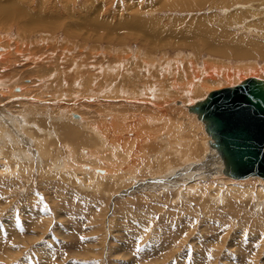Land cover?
Here are the masks:
<instances>
[{
    "label": "rangeland",
    "instance_id": "obj_1",
    "mask_svg": "<svg viewBox=\"0 0 264 264\" xmlns=\"http://www.w3.org/2000/svg\"><path fill=\"white\" fill-rule=\"evenodd\" d=\"M38 1L50 6L58 5L53 6L54 15L50 14L51 19L46 18L47 12L37 6ZM94 1L29 0V5L36 9L37 14L36 18H32L34 27L30 17L24 19V16L20 20L17 15L19 12L13 18L4 15L10 18L7 22L12 26L11 43L12 40L23 38L24 29L21 32L18 30L21 21L30 24L24 37L35 32V29L52 28L57 36H50L46 31L39 36L50 39L54 47L66 41L72 45L76 43L77 49H71L73 52L69 53L71 57L64 58L66 52L62 48H58L53 55L59 58L60 66L69 65L72 58L78 60L72 64L73 70L78 69L76 72L83 74V77L80 79L78 76L75 81L71 72L65 73L64 68L63 74L53 71L52 62L46 57L47 54L52 55L51 52L47 53L49 51L46 50L50 49L47 47L42 53L47 59L44 60L45 65H36L51 70L48 73L43 71V78L39 75L50 90L53 84L49 83L53 79H56V86L62 83L57 95L49 98V89L40 87L41 83H37L39 79L35 81L34 87L31 85V79L38 78V68L34 66L35 63L22 58L23 66L18 67L22 73L13 80L14 87H7L6 82L5 91H1L7 98L0 100V104L3 103L0 105V264H264V195L258 190L264 185V180L259 177L248 178V181L233 184L228 181L224 183L220 179L225 177L223 174L213 173L209 177L204 167L205 158L210 154L207 131L200 120L190 121L179 107H171L180 100L184 103L201 100L212 90L234 86L249 77L264 78V4L259 6L258 0H238L220 9L218 6L212 7L216 0H205L207 5L203 7L170 10L164 7L168 4L167 0ZM190 1L184 0L192 5L201 0ZM7 2L0 0V8L7 9ZM252 9H258L262 14L250 18L244 10ZM5 17L1 16L0 19L6 20ZM130 17L135 20L138 17L141 24ZM142 20L148 22L143 23ZM151 20L158 23L148 26L146 23ZM142 23L147 29L142 28ZM195 25L198 28H192ZM209 28H213V31L209 32ZM4 34L7 35V24L0 23V35ZM69 35L75 38L70 39ZM42 46L37 48L32 45L24 50L26 54H38ZM238 48L250 50L247 51L250 53L246 59H241L243 62L236 56L230 58L235 51L240 52ZM165 52L169 54H166L168 57L161 56ZM209 53L212 55L210 59ZM156 56L161 58L160 63L154 61ZM188 60L201 61L198 70L208 67L207 60L215 61L217 66H224L219 71L221 74L226 71L232 75L230 78L223 77L224 81L214 83L208 89L199 87L206 78L199 77L191 89L183 85V79H193L187 78L186 72L193 71V63L188 66ZM113 62L115 66L120 63L114 72L108 67ZM252 64L257 68L253 69ZM164 69H168L167 76L173 80L157 78L162 76L159 73ZM147 70L151 75L153 73L154 78L144 77ZM7 71H11L10 67ZM24 72H27V76ZM118 73L120 76L112 80ZM47 77L51 80L48 78L45 82ZM171 82L177 85L173 83L175 89L170 91L167 88L166 94L165 87H170ZM138 91L142 95L134 94ZM195 91L198 95L194 94ZM159 93L162 95L159 97L160 102L166 100L173 103L162 113L168 122L149 120L138 123V117L137 120H129L121 114L127 106L133 108L136 102L148 98L153 100ZM46 98L54 101L55 106H49L52 102L49 103L50 100ZM84 100L89 102L88 107L83 105ZM132 101L135 104L133 106L129 104ZM152 105L147 102L142 104V108L137 107L140 115L156 119L160 117V111L164 108L161 109L158 102V107ZM88 109L93 111L91 115ZM113 117L116 124L109 122L103 125L104 120L111 121ZM121 119L132 122L121 134L133 137L139 133L142 140L138 146L129 141L127 147L130 154L125 156L127 160L123 157L119 159L122 163L120 167L129 174V180L127 173L123 177L112 176V171L116 169L112 162L119 154L122 155L119 153L121 150L112 147L111 143L101 147L105 142L108 144V139L110 142V139L113 141L120 136L115 135L114 131L118 130L116 125ZM61 122L71 123L77 129L72 137L66 136V140ZM91 123L98 130L91 129ZM163 123L166 124L167 132L159 130L154 136L153 130H148L155 126L160 129ZM100 124L102 128L109 129L105 130L107 134L98 128ZM147 137L152 138V141ZM144 138L146 140L143 142ZM80 139L81 142L78 141ZM125 140L120 137V147L126 145ZM9 145H12V150ZM14 147H17L16 150ZM104 154H111L113 158L107 160V157H101ZM131 160L135 161L133 168L129 164ZM166 182L169 187H166ZM248 187L252 189L247 190Z\"/></svg>",
    "mask_w": 264,
    "mask_h": 264
},
{
    "label": "bare ground",
    "instance_id": "obj_2",
    "mask_svg": "<svg viewBox=\"0 0 264 264\" xmlns=\"http://www.w3.org/2000/svg\"><path fill=\"white\" fill-rule=\"evenodd\" d=\"M69 1V0H68ZM94 1V0H93ZM165 1V0H164ZM188 1H190V0H188ZM194 1V0H193ZM195 1H197V0H195ZM199 1V0H198ZM213 1V0H212ZM217 1V2H216ZM214 3V5L212 6V7H216V6H218L220 9H221V7L222 6H230L231 5V3H233V2H236V1H238V0H216ZM239 1H243L244 2V0H239ZM247 1V0H246ZM254 1V0H253ZM19 2V3H18ZM18 2H16V1H13V0H8V2H7V9L6 8H0V17L1 16H3V17H5L4 15H8L10 18H13V16H15V14L16 13H18L17 15L19 16L18 18L20 19V20H22L23 19V17H24V19H27V18H29V19H31L30 21L32 22V18H34L37 14H36V9H34V7H31L29 4L30 3H28L29 2V0H19ZM95 2V1H94ZM125 2H127V0L125 1ZM142 2V1H141ZM166 2H168V4L167 5H164V7L165 8H171L170 10H174L175 8H180V9H189V8H191V7H203L204 5H207L206 3L207 2H205V0H201V1H199V2H197L196 4H189V3H185L184 2V0H167ZM169 2H171V3H169ZM204 2V3H203ZM9 3V4H8ZM38 3H39V5H37L38 7H40V10H43V11H45V12H47V17L46 18H49V19H51L50 18V14H52V15H54V8H53V6H55V4L53 5V3H52V5L53 6H50V5H46V3H44V2H40V1H38ZM66 3H68V2H66ZM191 3H193V2H191ZM49 4V3H48ZM58 4V3H57ZM244 4V3H243ZM254 4V3H253ZM264 4V0H258V5L259 6H262ZM29 5V6H28ZM59 5H61V4H59ZM66 5V4H65ZM144 5V4H143ZM146 5V4H145ZM151 5V4H150ZM163 5V4H162ZM161 5V6H162ZM235 5V4H234ZM36 6V7H37ZM49 6H50V8H53L52 10L51 9H49ZM141 6V5H140ZM149 6V5H148ZM258 6V8L259 9H261V7H259ZM55 7H58V5H56ZM60 7V6H59ZM66 7V6H65ZM95 7V6H94ZM153 7V6H152ZM129 8V7H128ZM140 8V7H139ZM145 8V7H144ZM150 8V7H149ZM163 8V7H162ZM211 8V7H210ZM219 8H216V9H219ZM100 9V8H99ZM102 9V8H101ZM141 9V8H140ZM147 9V8H146ZM157 9V8H156ZM202 9V8H201ZM205 9V8H204ZM215 9V10H216ZM69 10V9H68ZM206 10V9H205ZM223 10H225V9H223ZM50 11V12H49ZM99 11V10H98ZM227 11V10H226ZM245 11V13H246V15H248L249 17L250 16H253V17H255V16H257V15H260V14H262V13H260V11L258 10V9H252V10H244ZM262 11V10H261ZM72 12V11H71ZM153 12V11H152ZM244 13V14H245ZM57 14V13H56ZM106 14V13H105ZM137 14H139V13H137ZM153 14V13H152ZM21 15V16H20ZM135 15V14H134ZM140 15V14H139ZM245 15V16H246ZM28 16V17H27ZM9 17H5L6 18V20H4V19H0V23L1 24H7V35L5 36V34H4V36H2V35H0V43H4V45H0V73H1V79H0V100L2 101V100H4V99H6L7 98V96H5V95H3V93L1 92V91H5L4 89H5V84H6V82H7V87H10V88H13L14 86H13V80L15 79V78H17L16 76L18 75V74H20V73H22L19 69H18V67L20 66L21 68H22V61L20 60L21 58L22 59H25V61H29V62H32V63H35V65L34 66H36V68H38L37 70H36V73L38 74V78H32L31 79V85H33V87H34V85H35V81H37L38 79H39V81H37V83L38 82H40V83H38V84H40V87H42L43 89H49L48 91H50V92H48L49 94H47L48 96H49V98H51V97H53L54 95H57L56 93H57V91H58V89L60 88L59 87V85L60 84H58V86H56L57 84L54 82V80H56V79H53L52 80V83H49V84H53L52 86H53V89L52 90H50V88L46 85V84H43V80H42V78H43V76H44V74L45 73H48L49 71H51L49 68H43V67H39L40 65H36L37 63H42V64H44V62L45 61H47V59H48V61H50V65L53 67V71H59V72H61L62 74L65 72V70H66V72L65 73H69V72H71L70 74L73 76V80H75V81H77L78 79H77V77L78 76H80V79H81V77H83V74H80L79 75V73H77L76 71L78 70H73V66H72V64H74V63H76V61H78V60H76V59H74V58H72V60L70 59V64L69 65H67V66H63V65H61L60 66V63H59V58L57 59V58H54V55H53V53H55L56 52V50L58 49V48H62V50H64L66 53L64 54V58H68V56L69 57H71L70 55H69V53H72L73 51L72 50H76L77 49V45H76V43H73V45L69 42V41H66L63 45H57V46H55L54 47V43H52V42H50V39H46V38H43L42 36H39L41 33H43V32H48L49 34L48 35H50V36H57L56 35V32H55V30H53L52 28L50 29V28H45V29H35V32H30L29 33V35L28 36H25L24 37V35L27 33V31H26V29H27V25H26V23H27V21L26 22H24V21H21V24L18 26V30L21 32V31H23L22 30V28L24 29V32H22L23 34V38L22 39H17V40H12V42L13 43H11V40H10V38H11V31H12V26H10L9 24H8V22H7V19H10ZM108 17V16H107ZM248 17V18H249ZM36 18V17H35ZM113 18V17H112ZM131 18V17H130ZM140 18V17H139ZM205 18H206V16H205ZM212 18V17H211ZM251 18V17H250ZM19 19H17V20H19ZM131 19H133V18H131ZM136 19V18H135ZM135 19H133V21L135 20ZM208 19H210V18H208ZM40 20H43L42 18L40 19ZM121 20V19H120ZM127 20H129V19H127ZM138 20V21H137ZM137 20H135L136 21V23H140L141 24V19H140V21H139V19H138V17H137ZM154 21H155V18L153 19ZM153 20H151V22L150 23H146L148 26L149 25H151V24H157L158 22H153ZM176 20V19H175ZM177 20H178V18H177ZM210 20H212V19H210ZM37 21V20H36ZM133 21H132V23H133ZM134 21V22H135ZM148 22V20H142V22L143 23H145V22ZM156 21H159V20H157L156 19ZM201 21V20H200ZM205 21H207V19L205 20ZM11 22V21H10ZM122 22V21H121ZM33 23L34 22H32V26H33ZM136 23H135V25H136ZM142 23V24H143ZM161 23V22H160ZM36 24V23H35ZM128 24V23H127ZM137 24V25H138ZM145 24V25H146ZM30 25V24H29ZM28 25V26H29ZM37 25H39V24H37ZM36 26V25H35ZM85 26V25H84ZM132 26V25H131ZM174 26V25H173ZM238 26V25H237ZM34 27V26H33ZM33 27H31V29L33 28ZM38 27V26H37ZM51 27V26H50ZM144 27V29L146 28L145 26H144V24L142 25V28ZM53 28H55V26L53 27ZM133 28H135V27H133ZM192 28H198L196 25L195 26H192ZM30 29V30H31ZM137 29V28H136ZM147 29V28H146ZM157 29V28H156ZM213 29V28H212ZM211 28H209V32H212L213 30H212ZM153 30V29H152ZM25 31H26V33H25ZM145 31V30H144ZM158 31V30H157ZM160 31V30H159ZM158 31V32H159ZM186 31V30H185ZM203 31V30H202ZM206 31V30H205ZM175 32H176V30H175ZM198 32V31H197ZM204 32V31H203ZM14 33V32H13ZM12 33V34H13ZM160 33V32H159ZM183 34H184V32H182ZM2 34V33H1ZM32 34H34V35H32ZM73 34H74V32H73ZM76 34V33H75ZM163 34V33H162ZM19 35H21V33H19ZM18 35V36H19ZM256 35V34H255ZM69 36H71V38L70 39H73V38H75L73 35H69ZM156 36V35H155ZM7 38V39H6ZM20 38V37H19ZM47 42V43H46ZM84 42H86V41H84ZM46 43V44H45ZM43 44V46L42 47H45V48H40L41 49V51H39V53L37 54V52L36 53H34V54H26L25 53V50H24V48H28V47H32V45L33 46H35V47H39V45H42ZM47 47H49L50 49H48V50H46V51H49V52H47V53H50L51 52V54L52 55H50V54H47L46 55V57H47V59H46V57H44L43 56V54L45 53V50L44 49H46ZM161 48V47H160ZM179 48V47H178ZM185 48V47H184ZM39 49V50H40ZM72 49V50H71ZM119 49H121V48H119ZM156 49V48H155ZM158 49V48H157ZM180 49V48H179ZM181 49H183V48H181ZM239 49V48H238ZM237 49V50H238ZM242 49H244L243 47H242ZM247 49V48H246ZM69 50H71V51H69ZM161 50H164V49H162L161 48ZM33 51H34V49H33ZM36 51H38V50H36ZM129 51V50H128ZM215 51V50H214ZM239 51L241 52H234V54H231L230 55V58H232L233 56H236V57H238V59H240V61L241 62H243L241 59H243V58H245V57H247L248 56V54L250 53V52H247V51H250V50H241V49H239ZM35 52V51H34ZM162 52V51H161ZM164 52V51H163ZM30 53H33L32 51L30 52ZM43 53V54H42ZM149 53H151V52H149ZM152 53H154L153 51H152ZM169 53H170V51H169ZM243 53H245V54H243ZM56 54V53H55ZM166 52L165 53H162V55L161 56H166ZM181 54V53H180ZM114 55V54H113ZM118 55V54H117ZM167 55H169V54H167ZM219 55V54H218ZM52 56H53V58H52ZM115 56H116V54H115ZM180 56V55H179ZM177 57V58H180V57ZM181 56H182V54H181ZM191 56V55H190ZM212 55H211V53H209V57H208V59H210V57H211ZM227 56V55H226ZM73 57H77V56H75V55H73ZM157 57V56H156ZM166 57H168V56H166ZM158 58V59H157ZM157 58H154V61L155 60H158V62L160 63V59L161 58H159V56L157 57ZM163 58H165V57H163ZM172 58V57H171ZM187 58V57H186ZM189 58V57H188ZM195 58V57H194ZM199 58V57H198ZM74 59V60H73ZM174 59H175V57H174ZM246 59V58H245ZM45 60V61H44ZM61 60H64V59H61ZM168 60L169 59H167L166 61L168 62ZM191 60V59H190ZM54 61V62H53ZM83 61V60H82ZM124 61V60H123ZM171 61H173V60H171ZM184 61V60H183ZM199 61V60H198ZM79 62V61H78ZM118 62H120V61H118ZM153 62V61H152ZM167 62H165V64H168ZM201 62V61H200ZM200 62L198 63V62H195V61H191V62H189V60H188V62H187V64H188V66H189V64L190 63H193V66H192V69H193V71L191 72L190 70L188 71V72H186V74H188L187 75V78L189 79V77H192L193 79H191V80H188V81H186V80H184L183 79V85L184 84H186V86H188V87H191V89L193 88V83L195 82V81H197V79L199 78V77H202V78H204V77H206L205 79H204V81H203V84H201L199 87H201V86H203V88L205 87L206 89H208V88H210V85H212V84H214V83H217V82H219V81H224L222 78L223 77H226V76H229V78L231 77V75H232V73L231 72H223V74H221L219 71H221V69L224 67H219L220 65H216L215 63V61H211L210 62V60H207L206 61V65L207 64H209L208 65V67H204V68H202V69H199L198 70V68H199V65H201L200 64ZM46 63V62H45ZM151 63V62H150ZM172 63V62H171ZM177 63H179V62H177ZM221 63H223V62H221ZM251 63V62H250ZM49 64V63H48ZM81 64V63H80ZM100 64V63H99ZM102 64V63H101ZM100 64V65H101ZM120 64V63H119ZM119 64L117 63L116 64V66L114 65V62L112 63V64H109L108 65V67H110L109 69L111 70H113V72L114 71H116L117 70V68L119 67ZM186 64V63H185ZM242 64V63H241ZM244 64V63H243ZM45 65V64H44ZM104 65H107V64H104ZM151 64H149V66H150ZM154 65V64H153ZM174 65H175V63H174ZM183 65V64H182ZM222 65V64H221ZM230 65V64H229ZM245 65V64H244ZM243 65V66H244ZM252 65H254V64H252ZM34 66L33 67H31L32 69L34 68ZM78 66V65H77ZM164 66V65H163ZM184 66V65H183ZM191 66V65H190ZM242 66V65H241ZM249 66V65H248ZM247 66V67H248ZM256 66H258V65H256ZM10 67V69H11V71H7L6 72V70H7V68H9ZM69 67V68H68ZM81 67H82V64H81ZM86 67V66H85ZM106 67V66H105ZM152 67H154V66H152ZM160 67V66H159ZM185 67V66H184ZM226 67V66H225ZM253 67V66H252ZM65 70H64V69ZM68 68V69H67ZM75 68H77V67H75ZM232 68V67H231ZM255 68H257V67H255V65H254V68L253 69H255ZM264 68V67H263ZM52 69V68H51ZM102 69V68H101ZM161 69V68H160ZM179 69V68H178ZM252 69V68H251ZM35 70V69H34ZM104 70H105V68H104ZM152 70V69H151ZM224 70V69H223ZM238 70V69H237ZM13 71V72H12ZM41 71V72H40ZM43 71H45V73L43 72ZM107 71H109V70H107ZM146 71V70H145ZM174 71H176V70H174ZM185 71H186V69H185ZM218 71V72H217ZM236 71V70H235ZM256 71V70H255ZM110 72V71H109ZM160 72V71H159ZM158 72V73H159ZM189 72H191L190 74H189ZM238 72V71H237ZM257 72V71H256ZM25 73V72H24ZM56 73V72H55ZM58 73V72H57ZM102 73H103V71H102ZM136 73V72H135ZM167 73H168V69H164L163 70V72L161 71L159 74H161L162 76L160 77V76H157V78H161V80H173L172 78H168L169 76H167ZM173 73V72H172ZM179 73V72H178ZM244 73V72H243ZM253 73V72H252ZM52 74V73H51ZM169 74V73H168ZM176 74V73H175ZM240 74V73H239ZM238 74V75H239ZM25 75L27 76V72L25 73ZM42 77H40V76ZM22 76V75H21ZM20 76V77H21ZM57 76H58V74H57ZM61 76H64L65 77V75H61ZM97 76V75H96ZM118 76H120L119 75V73H118V75H114L113 76V78H112V80L114 79V78H116V77H118ZM140 76H142V75H140ZM170 76H172L171 74H170ZM179 76V75H178ZM198 76V77H197ZM237 76V75H236ZM55 77V76H54ZM93 77V76H92ZM97 77H99V76H97ZM143 77V76H142ZM145 78L146 77H150V78H154V75H153V73H152V75H151V73L147 70V73L145 74V76H144ZM143 77V78H144ZM181 77H183V76H181ZM180 77V78H181ZM194 77H197V78H194ZM235 77V76H234ZM48 78L49 77H47V79L46 80H44L45 82H47V80H48ZM70 78V77H69ZM95 78V77H94ZM102 78V77H101ZM109 78L111 79V76H109ZM142 78V79H143ZM179 78V79H180ZM202 78H200V79H202ZM227 78V77H226ZM233 78V77H232ZM50 79V78H49ZM97 79V78H96ZM99 80H100V78H98ZM140 79V78H139ZM182 79V78H181ZM225 79V78H224ZM236 79V78H235ZM262 79H264V78H262ZM51 80V79H50ZM63 80V79H62ZM65 80V79H64ZM72 80V79H71ZM84 80V79H83ZM94 80V79H93ZM102 80V79H101ZM122 80H123V78H122ZM141 80V79H140ZM146 80V79H145ZM155 80V79H154ZM245 80V79H244ZM58 81V80H57ZM105 81V80H104ZM108 81V80H107ZM106 81V82H107ZM152 81V80H151ZM165 81H162L163 83L162 84H165ZM221 81V82H222ZM243 81V80H242ZM61 82V81H60ZM81 82V81H80ZM86 82H88V81H86ZM123 82V81H122ZM175 82V81H174ZM174 82H171L172 84H170V87H165L166 89H165V93L167 94V92H168V90H167V88H169V90L170 91H173L175 88H174V84L176 83H174ZM82 83V82H81ZM151 83V82H150ZM156 83V82H155ZM174 83V84H173ZM196 83V82H195ZM194 83V84H195ZM202 83V82H201ZM16 84V83H15ZM86 84V83H85ZM94 84V83H93ZM105 84V83H104ZM200 84V83H199ZM76 85V84H75ZM109 85V84H108ZM151 85V84H150ZM150 85H149V87H150ZM175 85H177V84H175ZM182 85V86H183ZM47 86V87H46ZM60 86H62V83H61V85ZM107 86V85H106ZM105 86V87H106ZM197 86V85H196ZM209 86V87H208ZM96 87V86H95ZM108 87V86H107ZM135 87V86H134ZM148 87V88H149ZM162 88L164 87V86H161ZM31 88V87H30ZM102 88V87H101ZM183 88V87H182ZM185 88V87H184ZM28 89V88H27ZM41 89V88H40ZM122 89V88H121ZM178 89V88H177ZM188 89V88H187ZM186 89V90H187ZM202 89V88H201ZM101 90V89H100ZM104 91H105V89H103ZM161 90V89H160ZM166 90H167V92H166ZM186 90H184V91H186ZM188 90H190V89H188ZM187 90V91H188ZM204 90V89H203ZM8 91V90H7ZM12 92H11V94L13 95V89L11 90ZM71 91V90H70ZM89 91H91L90 89H89ZM104 91H101V92H104ZM121 91V90H120ZM130 91V90H129ZM133 91V90H132ZM146 91H148V89L147 90H145V92ZM150 91V90H149ZM176 91H178V90H176ZM193 91V90H192ZM198 91V90H197ZM206 91V90H205ZM10 92V91H9ZM23 92V91H22ZM99 92V91H98ZM98 92H96V94L98 93ZM122 92V91H121ZM140 91H138V92H135L134 94H141L142 95V92H140ZM144 92V93H145ZM183 92V91H182ZM40 93V92H39ZM39 93H37V94H39ZM133 93V92H132ZM143 93V94H144ZM147 93V92H146ZM150 93H152V92H150ZM156 93V92H155ZM172 93V92H171ZM178 93V92H177ZM188 94H190V91H188L187 92ZM186 93V96L188 95ZM194 93V92H193ZM210 93V92H209ZM208 93V94H209ZM4 94H7V93H4ZM10 94V93H9ZM8 94V95H9ZM10 94V95H11ZM194 94H197L196 93V91H195V93ZM202 94V93H201ZM208 94H207V96H208ZM15 95V94H14ZM45 96V97H48V96ZM89 95H90V93H89ZM102 95H104V94H102ZM198 95V94H197ZM204 95V94H203ZM41 96L42 97H44L43 96V94H41ZM51 96V97H50ZM73 96H75V95H73ZM92 96H94V95H92ZM97 96H98V94H97ZM112 96V95H111ZM121 96H122V94H121ZM124 96V95H123ZM160 96H162L160 93L157 95V97H158V100H157V97L155 98L157 101H155L154 102V100L155 99H150V98H148L146 101H141V102H136V105L135 104H133V102L134 101H132V102H130L129 104H131L132 106L133 105H135L136 106V108H135V106L133 107V108H128V106L126 107V110L124 109L123 111H122V113L121 114H123V117L125 118V119H129V120H133V119H135L136 118V120H137V117L139 118L138 119V123H139V121L140 122H144V121H149V120H153V121H164V123H166V122H168L167 120H166V118L164 117V116H162L163 114H164V111H166V110H168V108H170V106L173 104V103H170L169 101H166V100H163V102H160L161 100L159 99V97ZM189 96V95H188ZM195 96V95H194ZM206 96V97H207ZM5 97V98H4ZM172 97V96H171ZM205 97V98H206ZM49 98H46V99H48V100H50L49 101V103L50 102H52L51 104H49V106H52V107H54L55 106V102L54 101H51V99H49ZM93 99H94V97H92ZM192 98V97H191ZM190 98V99H191ZM196 98V97H195ZM205 98H203V99H201V100H204ZM53 99V98H52ZM64 99V98H63ZM67 99V98H66ZM90 99H91V97H90ZM150 99V100H149ZM175 99V98H174ZM179 99V98H178ZM193 99V98H192ZM38 100H40V99H38ZM47 100V101H48ZM55 100V99H54ZM67 100H69V98L67 99ZM73 100V99H72ZM76 100V99H75ZM169 100V99H168ZM201 100H197V101H191V102H187V103H184V102H181V100L180 101H176L175 103L176 104H173L171 107H179L181 110H182V112L184 113V115H185V113H186V115H188V118H190L189 120L191 121V120H200L201 121V124H202V126H203V129L205 128V123H204V121L203 120H201L200 118H199V116L196 114V113H194V112H192L191 110H190V108H191V106H193L195 103H197V102H199V101H201ZM80 101H82V100H80ZM94 101V100H93ZM114 101V100H113ZM113 101H112V103H113ZM153 101V102H152ZM175 100H173V102H174ZM4 102V101H3ZM73 103H74V101H72ZM87 102V103H86ZM150 103V105L151 104H153L152 106H156L157 105V102H158V104H160L161 106V109L162 108H164V110L162 109V111H160V110H158V109H156V110H158V111H160L161 112V116L160 117H157V119L156 118H154V117H145V116H141L140 115V112H139V110L137 109V107H141L142 106V104L143 103ZM172 102V101H171ZM5 103V102H4ZM70 103V102H69ZM88 101L86 100H84V102H83V105L85 106V107H88ZM128 103V102H127ZM3 104V103H2ZM2 104H0V105H2ZM63 104V103H62ZM103 104V103H102ZM140 105V106H137V105ZM163 104V105H162ZM91 105V104H90ZM104 105V104H103ZM9 106V105H8ZM159 105H157V107H158ZM3 107V106H2ZM6 106H4L3 108L6 110L7 108H5ZM51 107V108H52ZM92 107V106H91ZM104 108V107H103ZM105 108H107V107H105ZM142 108V107H141ZM143 109H144V107H143ZM149 109V108H148ZM151 109V108H150ZM160 109V108H159ZM46 110V109H45ZM90 110H91V108H90ZM89 109L87 110L90 114L89 115H91V112H93V111H90ZM138 110V111H137ZM142 110V109H141ZM155 110V109H154ZM155 110V111H156ZM171 110V109H170ZM124 111H126V112H129V113H124ZM132 111H137V112H134V113H132L131 114V112ZM158 111H156V112H158ZM81 112V111H80ZM88 112H86V113H88ZM189 112V113H188ZM67 113V112H66ZM163 113V114H162ZM181 113V112H180ZM121 114H119V113H117V115L118 116H120ZM134 115V116H133ZM183 115V114H182ZM82 117V116H81ZM184 118H185V116H184ZM183 118V119H184ZM70 119V118H69ZM82 119V118H81ZM85 119V118H84ZM125 119H121V121H119L120 123L119 124H117L116 125V128L118 129L117 131L115 130L114 132H116V134L115 135H120V136H117L116 137V140H111L110 139V142H109V139H108V144H106L107 142H105V143H103L102 145H101V147L103 148V147H105L106 145H109V143H111V145H112V147H114L115 149H119V150H121V152H119V153H121L122 155H118V151H117V154L116 155H118V157H116V159H115V161L114 162H112L113 164H114V169H115V167H116V169L115 170H113L112 171V176H114V177H123V174H124V176H126L125 174L127 173V171H125L124 169H122L121 167H120V165L122 166V163H121V160H119L120 159V157L122 158H126L125 156H127V155H129L130 153V151H129V149H128V143H129V141L131 142V144H135V146L137 145H139L140 144V142L142 141L141 140V136L139 135V133H137V134H134V136L133 137H129L128 135H125L124 136V134L122 135L121 133H123L126 129H127V127L126 126H128V124H131L132 122H130V121H128V122H126L125 121ZM181 119V118H180ZM2 120V119H1ZM124 120V121H123ZM109 122H113V123H115L116 124V119L113 117V120H108V121H103V123H105V124H103V125H108V123ZM136 122V121H135ZM189 122V121H188ZM62 123V122H61ZM85 123V122H84ZM95 123V122H94ZM163 123V125H161L162 127L159 129V128H156V126H155V128L154 127H151L150 129H148V130H153V134H154V136L156 135L155 133L157 132V131H161V130H165L166 128V124H164ZM41 124V123H40ZM64 126H63V128H61V130L64 132V139H65V137L66 136H68L69 138L70 137H72V135H73V133H75L76 131H77V129H76V127H75V125H73V124H71V123H67V124H65V123H62ZM62 124H61V126H62ZM88 124L90 125V122H88ZM141 124H143V123H141ZM35 125V124H34ZM178 125H180V123L178 124ZM41 126H42V124H41ZM88 126V125H87ZM119 126H122L123 128L122 129H119L120 127ZM134 126H135V124H134ZM139 126H140V124H139ZM143 126H144V124H143ZM185 126H186V124H185ZM187 126H189V124H187ZM84 127H85V124H84ZM97 126H94V124L93 123H91V129L93 128V129H95ZM36 128V127H35ZM41 129H42V127H40ZM80 128V127H79ZM88 128H89V126H88ZM98 128H101L102 130H107L108 128H102L101 127V124H100V127H98ZM149 128V127H148ZM177 128H178V126H177ZM37 129V128H36ZM38 129H39V124H38ZM58 129H60V128H58ZM97 129V128H96ZM190 129V128H189ZM46 130V129H45ZM76 130V131H75ZM81 130V129H80ZM79 130V131H80ZM98 130V129H97ZM109 130V129H108ZM169 130V129H168ZM42 131H43V129H42ZM104 131H103V133H104ZM166 132H167V130H165ZM164 131V132H165ZM171 131V130H170ZM186 131V130H185ZM205 131H206V128H205ZM33 132H36V131H33ZM81 132H82V130H81ZM113 132V133H114ZM179 132V131H178ZM189 132H191V130L189 131ZM60 133H62V132H60ZM105 133L107 134V132L105 131ZM207 133V132H206ZM101 134V133H100ZM109 134V133H108ZM208 134V133H207ZM63 135V134H62ZM82 135V134H81ZM147 135H150V134H147ZM78 136V135H77ZM80 136V135H79ZM124 137V139H126L124 142L126 143V145H124L123 146V148H122V146L120 147L119 145H120V142H119V140H120V137ZM157 136V135H156ZM189 136H190V134H189ZM208 136V140H207V144H208V146L210 147V154H209V157H208V155H207V158H205V161H204V159H203V161H204V164H205V169L208 171V176L209 177H211V175L213 174V173H215L216 175L218 174V175H225V177L223 178V177H221L220 179L221 180H223V182L224 181H228V183H233V184H235L237 181H241V182H244V181H248V180H251V179H256V177H259V178H261L260 176H254V175H251V176H249V177H247V178H245V179H236V178H233V177H231L230 175H228L227 173H225V163H224V160H223V158H222V156L220 155V153H219V151L211 144V142H212V137L208 134L207 135ZM21 137V136H20ZM104 137V136H103ZM76 138V137H75ZM148 138V137H147ZM106 139V138H105ZM150 139H152V138H150ZM150 139L148 138V140L150 141ZM176 139H178V138H176ZM187 139V138H186ZM189 139V138H188ZM66 140V139H65ZM104 140V139H103ZM107 140V139H106ZM146 139L144 138V140H143V142L145 141ZM73 141V140H72ZM78 141H80L81 142V139L80 140H78ZM101 141H102V139H101ZM152 141V140H151ZM150 141V142H151ZM197 141V140H196ZM160 142V141H159ZM193 142H195V141H193ZM16 143V142H15ZM124 143V144H125ZM176 143V142H175ZM67 144V143H66ZM49 145V144H48ZM111 145L109 146L110 148H112L111 147ZM130 145V144H129ZM145 145V144H144ZM195 145V144H194ZM10 146V145H9ZM8 146V147H9ZM43 146V145H42ZM191 146V145H190ZM7 147V146H6ZM12 145L10 146V150H12ZM44 148H46L47 150H50L47 146H43ZM108 147V146H107ZM120 147V148H119ZM150 147L151 148H153L151 145H150ZM176 147V146H175ZM180 147H182V146H180ZM194 147V146H193ZM15 148H17V147H14V149ZM141 148V147H140ZM161 148V147H160ZM192 148V147H191ZM203 148V147H202ZM205 148V147H204ZM13 149V150H14ZM21 149H22V146H21ZM21 149H20V151L19 152H21ZM77 149V148H76ZM131 149V148H130ZM176 149V148H175ZM197 149H198V147H197ZM16 150V149H15ZM31 150V149H30ZM138 150V149H137ZM179 150H180V148H179ZM206 150V149H205ZM44 151V150H43ZM113 151V150H112ZM171 151V150H170ZM176 151V150H175ZM136 152V151H135ZM141 152V151H140ZM202 152H204V151H202ZM206 152V151H205ZM17 154H18V152H16ZM15 153V154H16ZM49 153H50V151H49ZM99 153V152H98ZM106 153V152H105ZM167 153V152H166ZM59 154V153H58ZM95 154V153H94ZM101 154V153H100ZM147 154H149V153H147ZM200 154H202V153H200ZM115 156V155H114ZM138 156H140V155H138ZM177 156V155H176ZM178 156H180V154H178ZM201 156V155H200ZM204 156V155H203ZM84 157V156H83ZM101 157H103V158H105L106 159V157H107V160H109L110 158H113L112 157V155L111 154H108V156H106V154H104V156H101ZM128 157V156H127ZM82 158V157H81ZM94 158V157H93ZM118 158V159H117ZM189 158V157H188ZM102 159V158H101ZM133 159V158H132ZM137 159V158H136ZM150 159V158H149ZM164 159V158H163ZM200 160H201V158H199ZM125 160H127V158L125 159ZM129 160V159H128ZM190 160V159H189ZM188 160V161H189ZM17 161V160H16ZM24 161V160H23ZM26 161V160H25ZM73 161V160H72ZM124 161V159L122 160V162ZM130 161V160H129ZM132 161V160H131ZM139 161V160H138ZM9 162V161H8ZM93 162V161H92ZM128 162V161H127ZM154 162V161H153ZM191 162V161H190ZM95 163V162H94ZM134 163H135V161L133 162H131V163H129V164H131L130 166L133 168V165H134ZM11 164V163H10ZM104 164V163H103ZM159 164V163H158ZM198 164V163H197ZM7 165V164H6ZM112 165V164H111ZM136 165V164H135ZM176 166V165H175ZM190 166V165H189ZM200 166V165H199ZM7 167V166H6ZM5 167V169H7ZM174 167V166H173ZM2 169H4V168H2ZM1 169V170H2ZM135 169H136V167H135ZM134 169V170H135ZM134 170H133V172H134ZM150 169H148V171H149ZM166 170V172H167V169H165ZM174 170V169H173ZM173 170H172V172H173ZM111 171V170H110ZM142 171V170H141ZM157 171H159V170H157ZM170 171V170H169ZM152 173L153 172H155V171H151ZM204 172V171H203ZM131 173V172H130ZM161 173V172H160ZM170 173V172H169ZM174 173V172H173ZM71 174V173H70ZM162 174V173H161ZM167 174V173H166ZM166 174H165V176H166ZM170 174H172V173H170ZM128 173H127V177H128ZM131 175H133L132 173H131ZM151 175V174H150ZM154 175V174H153ZM157 175V174H156ZM205 175H206V173H205ZM111 176V175H110ZM134 176V175H133ZM159 176V175H158ZM151 177V176H150ZM153 177V176H152ZM134 179L136 178V176L135 177H133ZM168 178V177H167ZM248 178H250V179H248ZM92 179V178H91ZM124 179V178H123ZM248 179V180H247ZM261 179H263V178H261ZM126 180V179H125ZM128 180H129V177H128ZM264 180V179H263ZM127 181V180H126ZM131 181V180H130ZM134 182V181H133ZM222 182V183H223ZM225 183V182H224ZM227 183V182H226ZM239 183V182H238ZM174 184V183H173ZM178 184V183H177ZM153 185V184H152ZM166 187L168 186L167 185V182H166ZM206 185V184H205ZM226 185V184H225ZM263 185V184H262ZM154 186V185H153ZM156 186V185H155ZM154 186V187H155ZM259 186V185H258ZM149 187V186H148ZM157 187V186H156ZM158 187H159V184H158ZM161 187V186H160ZM169 187V186H168ZM191 187H192V185H191ZM196 187V186H195ZM194 187V188H195ZM220 187V186H219ZM218 187V188H219ZM254 187V186H253ZM222 188V187H221ZM224 188V187H223ZM168 189V188H167ZM170 189V188H169ZM178 189V188H177ZM252 189V187H248L247 188V190H251ZM254 189V188H253ZM258 190H259V193H261V194H263L264 195V185L263 186H260V188H258ZM246 191V190H245ZM254 191H257V190H254ZM177 192H179V191H177ZM209 192V191H208ZM252 192H250V194H251ZM233 194V193H232ZM234 195V194H233ZM246 195V194H245ZM253 195H254V193H253ZM263 195H261V196H263ZM244 196V195H243ZM247 196H248V194H247ZM250 196H252V194L250 195ZM258 196V195H257ZM204 197V196H203ZM250 198V197H249ZM253 199V198H252ZM220 201V200H219ZM219 201L217 202V203H219ZM221 202V201H220Z\"/></svg>",
    "mask_w": 264,
    "mask_h": 264
},
{
    "label": "water",
    "instance_id": "obj_3",
    "mask_svg": "<svg viewBox=\"0 0 264 264\" xmlns=\"http://www.w3.org/2000/svg\"><path fill=\"white\" fill-rule=\"evenodd\" d=\"M190 110L204 121L225 173L236 179H264V79L249 77L212 90Z\"/></svg>",
    "mask_w": 264,
    "mask_h": 264
}]
</instances>
